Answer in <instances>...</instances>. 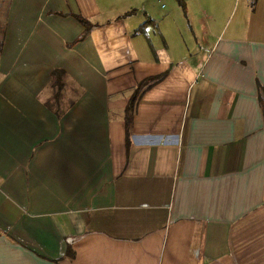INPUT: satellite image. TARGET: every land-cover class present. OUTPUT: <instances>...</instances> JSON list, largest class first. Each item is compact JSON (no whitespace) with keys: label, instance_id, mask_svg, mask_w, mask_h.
Here are the masks:
<instances>
[{"label":"crops","instance_id":"1","mask_svg":"<svg viewBox=\"0 0 264 264\" xmlns=\"http://www.w3.org/2000/svg\"><path fill=\"white\" fill-rule=\"evenodd\" d=\"M231 3L171 41L156 0H8L0 264H264V0Z\"/></svg>","mask_w":264,"mask_h":264},{"label":"trees","instance_id":"2","mask_svg":"<svg viewBox=\"0 0 264 264\" xmlns=\"http://www.w3.org/2000/svg\"><path fill=\"white\" fill-rule=\"evenodd\" d=\"M178 5L184 10L185 9V2L184 0H176ZM75 17V19L82 25L83 30L82 32L77 36V38L75 39L74 42L81 40L82 38H84L89 30L92 28L93 23L88 20L87 18L82 17L81 15L75 14L73 15ZM147 22V21H146ZM149 22H151L149 20ZM145 25V22L140 24L138 26V28H136L134 30V32H140L143 28V26ZM1 43V41H0ZM164 72L159 73L157 75H153V76H148V77H144L142 79H140L139 81H137L134 85V87L132 88L127 100H126V104L124 106L123 109V122H124V136H125V143H128V130H129V125H130V120L132 117V114L134 112V107L135 104L137 103V101L140 98V95L142 94V92L148 88L150 85L154 84L156 81L160 80L163 76H164ZM64 71L62 69H52L50 71V83L49 86L52 89V97L54 99H56L59 95V92L61 90V88L63 87V79H64ZM257 97H258V102L260 104V108L262 111V116H263V120H264V85H258L257 87ZM54 112L56 113V115L58 113H60L59 110H55Z\"/></svg>","mask_w":264,"mask_h":264},{"label":"rangeland","instance_id":"3","mask_svg":"<svg viewBox=\"0 0 264 264\" xmlns=\"http://www.w3.org/2000/svg\"><path fill=\"white\" fill-rule=\"evenodd\" d=\"M231 1H232L231 7L235 8L236 6V8L239 9L242 6L244 0H231ZM184 2H185V6H184L185 9L183 10L178 5L176 0H156L155 13L158 16H161V14L171 11L172 8L175 7L173 11H175L176 15L174 14L171 15V17H169L166 21L168 26V28L165 29L166 34L164 33L165 31L159 29L160 32L163 34V37L167 36L168 38L171 33L175 39H177L176 36L180 37L181 35H184V33L187 35V38L188 35L192 36L191 35L192 21L196 22V15L194 14L196 7V0H184ZM7 4H8V0H0V40L4 26ZM176 17L179 19L178 21H176ZM182 26L184 27L183 29ZM159 30L156 31V36L158 41H159L158 38L161 35V33H159ZM169 38L172 41L173 38L172 37ZM161 39L163 38H160V41H162ZM153 40L155 41L156 44L158 43L156 38H154Z\"/></svg>","mask_w":264,"mask_h":264}]
</instances>
